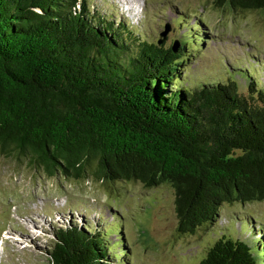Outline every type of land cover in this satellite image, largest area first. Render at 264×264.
<instances>
[{
  "label": "trees",
  "instance_id": "trees-1",
  "mask_svg": "<svg viewBox=\"0 0 264 264\" xmlns=\"http://www.w3.org/2000/svg\"><path fill=\"white\" fill-rule=\"evenodd\" d=\"M213 4L264 10V0ZM197 26L174 50L90 0H0V154L49 177L168 184L183 234L225 203L264 201V83L187 86L190 39H205ZM247 220L251 238L223 235L198 264H264V230ZM119 229L59 226L46 264H124Z\"/></svg>",
  "mask_w": 264,
  "mask_h": 264
},
{
  "label": "rangeland",
  "instance_id": "rangeland-1",
  "mask_svg": "<svg viewBox=\"0 0 264 264\" xmlns=\"http://www.w3.org/2000/svg\"><path fill=\"white\" fill-rule=\"evenodd\" d=\"M90 4L115 23L127 20L148 39L162 38L166 47L181 44L199 23L205 39L199 37L197 45L190 39L194 48L186 52L191 54L187 86L234 81L241 93H247L250 77L264 83L263 9L216 8L213 0H90ZM166 24L170 30L162 36ZM174 199L168 184L146 188L139 181L108 185L92 178L49 177L24 157L0 154V264H46L54 231L67 224L87 230L119 224L117 234H123L129 250L126 257L123 254L124 264H198L223 235L251 238L247 218L255 225V235L264 230V201H254L225 203L209 227L179 233ZM123 247L119 245V252Z\"/></svg>",
  "mask_w": 264,
  "mask_h": 264
},
{
  "label": "water",
  "instance_id": "water-1",
  "mask_svg": "<svg viewBox=\"0 0 264 264\" xmlns=\"http://www.w3.org/2000/svg\"><path fill=\"white\" fill-rule=\"evenodd\" d=\"M169 30H170V26H169L168 24H166L164 30H163L160 34H161L162 36H165L166 33H167ZM159 42H162V38L159 39ZM178 45H179L178 43H174V44H173V49L176 50Z\"/></svg>",
  "mask_w": 264,
  "mask_h": 264
}]
</instances>
